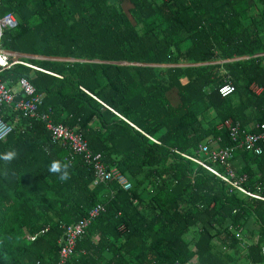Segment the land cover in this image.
I'll list each match as a JSON object with an SVG mask.
<instances>
[{"label":"trees","instance_id":"16d2710c","mask_svg":"<svg viewBox=\"0 0 264 264\" xmlns=\"http://www.w3.org/2000/svg\"><path fill=\"white\" fill-rule=\"evenodd\" d=\"M6 13L17 24L2 48L41 56L27 60L60 76L15 64L0 78L27 77L40 110L82 133L131 188L92 185L93 168L67 161L44 121L14 123L0 140V264H54L64 227L97 203L105 210L66 264H264V200L184 155L233 146L227 119L249 132L264 122V0H0ZM228 76L235 90L222 97ZM262 146L236 148L232 163L243 158L236 177L264 196ZM55 161L71 164L69 179L49 170Z\"/></svg>","mask_w":264,"mask_h":264},{"label":"built area","instance_id":"2783aa9c","mask_svg":"<svg viewBox=\"0 0 264 264\" xmlns=\"http://www.w3.org/2000/svg\"><path fill=\"white\" fill-rule=\"evenodd\" d=\"M16 24V19L12 13H6L0 17V61H2L0 62V72L16 63L31 66L19 59L13 52L1 46L2 30L4 28L14 27ZM35 68L40 69L38 67ZM55 75L60 76L58 74ZM258 88L259 87H257V89ZM217 90L220 96L225 97L235 90V85L228 80V78H225L223 83L218 86ZM42 100L43 94L37 92L36 88L27 77L21 76L18 78L17 90L14 91L8 86L6 81L0 79V140H4L12 131L14 123L19 122L21 119H25L29 125L31 120H42L50 132V141L68 148L67 161L79 156L86 164L93 168L94 179L92 185L114 180L121 185L123 189H130L131 183L126 176L115 167L106 168L102 161L101 153H93L89 149L88 143L82 136V133L70 129L61 123H53L47 113L41 112L40 107ZM7 110L15 113L12 123L6 121L1 115V113ZM221 125L228 129L229 136L234 143L233 146L212 148L210 144L203 143L199 145L197 151L203 158L194 155H184L214 175L220 177L223 181L228 182L233 188L238 189L240 192L254 198L264 199V197H260L242 187L241 183L245 180V175L237 178L235 169L232 166L233 152L236 148L251 151L256 155L262 153V145L264 144V122L256 124V132L243 130L238 123H233L231 119L225 120ZM214 163L223 166L225 172H219L217 168H215ZM104 210V204L97 203L91 208L87 216L76 223L68 224L64 227L58 259L54 264H66L68 262L74 251L75 239L81 236L90 221ZM46 230L47 228L43 229L42 232Z\"/></svg>","mask_w":264,"mask_h":264},{"label":"clouds","instance_id":"9594fccd","mask_svg":"<svg viewBox=\"0 0 264 264\" xmlns=\"http://www.w3.org/2000/svg\"><path fill=\"white\" fill-rule=\"evenodd\" d=\"M15 17V16H14ZM16 19V18H15ZM17 22V21H16ZM8 51H10V52H13L15 55H17V57L19 58V59H21L22 61H24L25 63H28V64H30L31 66H28V65H25V64H21V63H16V64H21V65H24V66H26V67H29L30 69H33V70H38V71H42V72H48V73H50V74H52V75H54V76H56L55 74L56 73H53V72H50V71H46L45 69H43V68H41V67H39V66H37V65H35V64H33V63H31V62H28V60H27V58H29V59H36V58H39V57H41V56H36V55H33V54H25V53H22V52H14V51H11V50H8ZM56 59H58V60H61L62 58H56ZM15 65V64H14ZM13 66V65H12ZM12 66H10V67H12ZM38 67V68H40V69H37V68H35V67ZM9 67V68H10ZM9 68H6V69H4L3 71H5V70H8ZM2 72V71H1ZM25 77V76H24ZM19 78V77H18ZM18 78L15 80V82H14V85L13 86H10L9 84H8V79H2L3 81H6L7 82V84H8V86H10L11 88H12V90L14 91V90H17V80H18ZM1 79V78H0ZM35 87V86H34ZM16 156V153H15V151H10V152H8L7 154H5L2 158L4 159V160H7V161H11L14 157ZM69 167H71V164L70 163H66V164H61L59 161H55V162H53L52 163V165H51V167H50V171L51 172H53V173H60V172H62V175L60 176V179L63 181V180H67V179H69L70 177H69V173H68V171H67V169L69 168Z\"/></svg>","mask_w":264,"mask_h":264},{"label":"crops","instance_id":"0c3cea01","mask_svg":"<svg viewBox=\"0 0 264 264\" xmlns=\"http://www.w3.org/2000/svg\"><path fill=\"white\" fill-rule=\"evenodd\" d=\"M248 58V56L247 55H244V56H241V57H237V58H234V59H230V60H237V59H247ZM231 82H232V80H231V78L228 76L227 77ZM233 83V82H232ZM254 87V91L256 92V93H259L260 91H261V87H259L258 89H257V86H253ZM41 112H43V111H41ZM46 113V112H45ZM49 115V114H48ZM213 147H217L218 145H219V143H215V142H213L212 144H211ZM233 167L235 168V169H237V170H240L242 167H243V165H244V160H243V158L241 157V156H237L234 160H233ZM258 195V194H257ZM260 197H264V196H261V195H259ZM259 199H261V198H259Z\"/></svg>","mask_w":264,"mask_h":264},{"label":"rangeland","instance_id":"374dc122","mask_svg":"<svg viewBox=\"0 0 264 264\" xmlns=\"http://www.w3.org/2000/svg\"><path fill=\"white\" fill-rule=\"evenodd\" d=\"M127 5H128V4H124V7L127 8Z\"/></svg>","mask_w":264,"mask_h":264},{"label":"water","instance_id":"95a60500","mask_svg":"<svg viewBox=\"0 0 264 264\" xmlns=\"http://www.w3.org/2000/svg\"><path fill=\"white\" fill-rule=\"evenodd\" d=\"M121 63H126V62H121Z\"/></svg>","mask_w":264,"mask_h":264},{"label":"bare ground","instance_id":"6f19581e","mask_svg":"<svg viewBox=\"0 0 264 264\" xmlns=\"http://www.w3.org/2000/svg\"><path fill=\"white\" fill-rule=\"evenodd\" d=\"M262 199V198H261ZM262 200H264V199H262Z\"/></svg>","mask_w":264,"mask_h":264},{"label":"snow or ice","instance_id":"6c2138e0","mask_svg":"<svg viewBox=\"0 0 264 264\" xmlns=\"http://www.w3.org/2000/svg\"><path fill=\"white\" fill-rule=\"evenodd\" d=\"M0 62H2V61H0Z\"/></svg>","mask_w":264,"mask_h":264}]
</instances>
